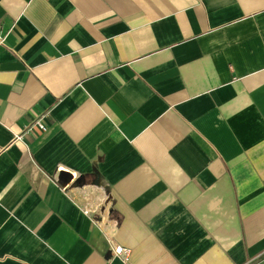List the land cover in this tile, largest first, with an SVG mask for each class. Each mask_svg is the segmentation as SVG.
Masks as SVG:
<instances>
[{
    "label": "crops",
    "instance_id": "obj_1",
    "mask_svg": "<svg viewBox=\"0 0 264 264\" xmlns=\"http://www.w3.org/2000/svg\"><path fill=\"white\" fill-rule=\"evenodd\" d=\"M0 37V264H264V0H0Z\"/></svg>",
    "mask_w": 264,
    "mask_h": 264
},
{
    "label": "built area",
    "instance_id": "obj_2",
    "mask_svg": "<svg viewBox=\"0 0 264 264\" xmlns=\"http://www.w3.org/2000/svg\"><path fill=\"white\" fill-rule=\"evenodd\" d=\"M3 43V38L0 37V45H2ZM38 124V123H37ZM38 127L41 129V130H45V127L43 124H38ZM17 140L20 138V136H16L15 137ZM69 183H66L64 185V188H66L69 184ZM130 252L131 250L127 247H123L122 245H119V244H113L112 245V254L120 259H122L123 261H126L130 255Z\"/></svg>",
    "mask_w": 264,
    "mask_h": 264
}]
</instances>
